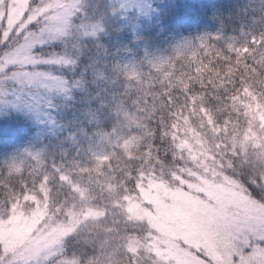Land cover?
Segmentation results:
<instances>
[{
  "label": "trees",
  "instance_id": "obj_1",
  "mask_svg": "<svg viewBox=\"0 0 264 264\" xmlns=\"http://www.w3.org/2000/svg\"><path fill=\"white\" fill-rule=\"evenodd\" d=\"M8 1L0 0V14ZM172 1L156 21L136 28L112 14L109 0H82V18L100 20L105 30L61 43L76 66L55 115L56 134L37 135L19 114L0 120V206L42 192L59 206L76 188L88 199L85 208L108 210L107 227L119 221L118 232L99 218L68 237L64 249H74L79 264H114L100 261L102 249L148 239L114 205L144 179L167 181L195 166L191 145L225 152L226 171L239 170L248 193L264 199V164L233 148L252 113H264V0ZM140 255L142 264H154ZM120 257L115 264H128Z\"/></svg>",
  "mask_w": 264,
  "mask_h": 264
},
{
  "label": "rangeland",
  "instance_id": "obj_2",
  "mask_svg": "<svg viewBox=\"0 0 264 264\" xmlns=\"http://www.w3.org/2000/svg\"><path fill=\"white\" fill-rule=\"evenodd\" d=\"M109 1L114 4L112 14H118L123 21L131 20L136 28L156 21L159 13L173 3L172 0ZM44 2V7L33 9L23 24L21 20L29 0H9L0 14L9 31L17 24L23 28L37 16L44 17L43 27L38 25L24 44L7 57L8 63L19 66V71L14 73L17 80L37 91L31 113L14 110L5 103L12 98L0 95V120L15 114L25 116L35 125L39 136L56 134L59 129L55 115L62 104L61 98L70 92V78L76 64L73 56L60 51L61 46L45 47L49 49L43 48L35 55L32 47L56 42L61 45L72 35L85 41L97 38L105 30L100 20L82 18V0ZM84 11H88L83 10L86 16ZM129 49L133 51L132 47ZM136 51L138 55L139 50ZM34 64L56 67L28 70L27 66ZM251 117L244 134L233 138V148L239 156L264 164V113L255 112ZM191 147L195 166L167 181L144 179L133 195L114 205L124 209L128 222L140 226L148 236L144 242L134 237L127 247L133 254L152 257L154 264H264V199L248 193L237 178L239 170L226 171L231 168V162L223 161L225 152H209L203 142L199 147ZM77 185L80 186L79 182ZM74 193L76 197L59 206L50 204L45 192L27 194L11 207L0 206V245L21 264H49V261L79 264L72 256L74 249H67L68 254L61 255L65 241L85 221H97L106 208L91 203L85 208L88 201L85 194L76 188ZM100 253L101 262L107 261L106 257L114 264L123 261L120 257L123 249L109 248L107 252L102 249Z\"/></svg>",
  "mask_w": 264,
  "mask_h": 264
},
{
  "label": "snow or ice",
  "instance_id": "obj_3",
  "mask_svg": "<svg viewBox=\"0 0 264 264\" xmlns=\"http://www.w3.org/2000/svg\"><path fill=\"white\" fill-rule=\"evenodd\" d=\"M44 7V0H29L28 10L25 12L24 17L21 20V24L27 20L28 16L32 13L33 9H39ZM48 14L46 13L45 16ZM44 20V17L37 16L36 19L28 22L23 28H21L20 24H17L10 31L7 29L6 23L4 21H0V65L3 66V70L0 71V95L9 96L12 99L5 101V103L10 104V106L16 111H25L27 110L29 113L32 111L33 99L37 97V91H34L32 87L22 84L17 80L14 76V73L19 71V66L15 63H8L7 57L14 52L17 47L24 44L29 34L37 30V26L43 27L41 21ZM253 42L255 43V37H253ZM259 43L264 44V38H262ZM62 46L59 42L52 44H39L35 47H32V54L35 55L41 49L45 47H59ZM49 67H56L55 65L48 64H34L28 65V70L33 68L36 69H47ZM41 96L44 95L43 92L39 93ZM43 180V177L41 178ZM264 184V181L261 182ZM257 186H261L258 184ZM26 190V189H25ZM11 207V205H9ZM61 211H64L61 209ZM81 212L84 209H80ZM109 219L108 210L105 209L103 211V215L100 217V220L105 222V230L108 232L119 231V221L113 219L112 223L115 226L107 227L106 222ZM87 223V221H85ZM127 231V229H125ZM71 238V237H69ZM123 254L128 257V264H142V259L140 254H133L128 252V249L125 245H122ZM68 250L65 249L64 253L61 255H67ZM117 254H120L119 250H117ZM72 256L75 257V251L72 253ZM83 257L84 254L81 253ZM0 264H21L20 261L13 259V254L9 253L5 250L3 245H0ZM49 264H59V261H49ZM81 264H84L83 259L81 260ZM88 264H99L98 261L91 260L88 261Z\"/></svg>",
  "mask_w": 264,
  "mask_h": 264
}]
</instances>
